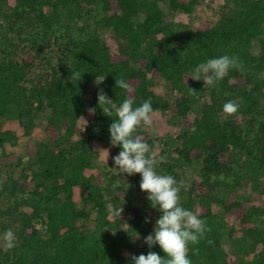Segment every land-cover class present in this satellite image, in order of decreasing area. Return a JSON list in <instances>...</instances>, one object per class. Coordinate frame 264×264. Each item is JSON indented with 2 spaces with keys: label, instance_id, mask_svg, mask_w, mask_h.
Listing matches in <instances>:
<instances>
[{
  "label": "trees",
  "instance_id": "1",
  "mask_svg": "<svg viewBox=\"0 0 264 264\" xmlns=\"http://www.w3.org/2000/svg\"><path fill=\"white\" fill-rule=\"evenodd\" d=\"M15 1V10L5 14L11 37H7V47L0 49V116L6 112L7 105L13 106L24 134L30 135L36 117L48 110L46 132L50 142L30 141L26 160L14 153L0 152V180L3 163L14 162L19 168L16 178L8 176L0 183V199H4L0 205V230L9 228L4 220L8 218L16 225L17 237L16 246L7 252L0 237V264H134L131 255L154 251L165 256L158 244L149 248L144 240L154 232L156 219L161 215L151 206L148 193L137 187L118 186V193L109 199L101 186L102 171L96 175L85 172L94 156L93 141H110L109 127L116 119L115 113L109 117L98 105L97 94L101 88L112 100L110 107L113 104L119 107L131 95L133 107L150 99L153 111H170L180 119L181 143L173 150L175 156L165 147L160 153L165 157L162 165L168 173L200 158L208 172L229 173L231 168L223 158L231 148L244 151L252 163L264 171V123L259 124L249 142L233 115L221 116L227 100L214 96L210 102L202 104L200 116H195L193 121L187 119L192 104L205 90L202 80L189 76L200 63L228 55L238 57L240 64L248 66L255 59L250 50L252 40L257 39L261 53L254 67L262 69L264 0H242L240 8L233 9L215 25L204 20L181 37L172 22L164 18L158 0ZM203 2L168 0L172 10L185 12ZM44 5L51 8V14L42 10ZM89 5L97 8L100 22L111 28L116 53H111L97 34L76 39L63 28L65 13L81 16ZM139 15L143 18L134 21ZM53 46L62 53L72 52L71 62L64 63L62 58L53 61L56 55L52 52L55 51ZM76 71L81 73V78L71 81ZM150 75L166 79L175 94L174 102L160 100L151 87ZM104 77L88 99L89 84ZM116 79L129 83L132 92L117 87ZM233 79L243 88L240 92L242 113L248 116L264 112V78H254L240 72L239 68H230L217 83L227 85ZM216 84L210 86L212 92ZM246 85L251 87L246 88ZM190 88L196 91L190 93ZM89 108H95V114L90 129L85 131L77 121ZM193 127L195 132L191 131ZM143 128L141 125L137 134L152 150L157 140L149 137ZM17 143L18 135L13 130L0 128L1 147ZM121 150L114 146L112 153L116 156ZM75 186H81L86 192L82 199L85 207L76 206ZM193 187L195 193L199 191L194 197L191 193L185 195L181 189V205L192 212L196 203L204 208L205 211L197 215L210 231L205 232L198 244H189L188 258L192 264L227 263L221 231L211 214L213 184L198 182ZM256 188L264 194V181L256 184ZM110 201L114 207L123 208L127 221L123 234L104 229L110 226L107 208ZM86 206L96 211L93 221L100 229L96 236L87 224L92 219ZM222 206L226 214L240 217L241 226L253 241L264 245V234L254 226L247 203L227 196ZM120 246L128 250L127 254L120 251ZM194 249H198V253L194 254ZM250 264H264V253Z\"/></svg>",
  "mask_w": 264,
  "mask_h": 264
},
{
  "label": "rangeland",
  "instance_id": "2",
  "mask_svg": "<svg viewBox=\"0 0 264 264\" xmlns=\"http://www.w3.org/2000/svg\"><path fill=\"white\" fill-rule=\"evenodd\" d=\"M158 4L163 11L164 18L172 22L173 29L178 34V37L183 36L189 30L194 29L196 25L204 20H208L210 25H215L222 17L228 16L235 8L242 6V0H204L201 5H197L192 11L185 12L181 9L172 10L169 7L168 0H158ZM15 0H4L0 3V49L7 47V37H11V30L7 26L8 21L5 16L6 12L15 10ZM85 10L81 16L70 15L65 13L63 16V28L71 37L76 39H85L90 34H97L101 41L106 44L111 53H116V43L114 41L111 28L105 26L100 22V15L95 6ZM43 11L51 14V8L48 5L42 7ZM143 18L142 15L133 18L134 21H139ZM30 31H26L28 34ZM262 36L264 37V31ZM15 40H17L15 38ZM54 48V46H53ZM55 49V48H54ZM251 52L255 56V59L250 62L248 66L241 64L239 71L250 75L254 78H264V62L261 70H257L254 65L259 62V55L261 53L259 43L257 39L252 40ZM54 54L53 61L58 58H62L64 63L69 64L72 60V52L52 51ZM48 54V53H47ZM151 87L159 95L160 100H166L169 103L175 101V94L172 92L164 77L151 76ZM231 83L222 85L220 82L216 84L214 91L210 89L211 85H204V92L197 100L192 104L190 111L187 115L189 121H193L195 116H200V107L203 103H208L214 96L217 99L223 98L227 102L235 100L239 103L240 107L233 118L240 124L242 132L246 134L247 140L252 142L251 136L254 131H257L260 123H264V112L252 113L251 115H245L242 113L243 100L241 99L240 92L243 90L241 85L235 84L233 79ZM235 82V83H234ZM232 84V85H231ZM96 83L89 84L86 96L90 99L95 93ZM235 86V87H234ZM245 87V86H244ZM251 85H246V88ZM214 94V95H213ZM113 106L117 107L115 104ZM6 112L0 116V128L11 129L18 135V143L13 146L5 144L0 146V152L14 153L16 156L23 158L24 160L29 158L28 143L34 142H50V137L46 132V125L50 112L48 110L40 113L35 119V126L32 128L30 135L24 134V128L20 123L18 113L16 109L7 105ZM226 114L221 113L222 117ZM93 114H90L88 109L86 113L78 118L77 125L87 131L92 124ZM181 128L180 119L171 113L170 111L157 109L152 114V125L150 127L144 126V131L152 139H156L155 147L150 150L155 152L157 157L161 156V150L165 147L171 151V155L175 156L174 148L179 146L181 139L178 137ZM114 146L110 141H93L94 156L91 158V165L86 168V174H97L102 171V184L104 195L112 199L115 193H118L116 189L118 186H123L126 189L137 187L140 188L141 175L139 173L133 175L118 173V169H115L113 160L112 148ZM108 150V152H107ZM109 153V154H108ZM229 158V159H228ZM224 160L228 161L227 165L230 166L229 173H216L208 172L204 167L202 158L197 161H193L190 164H185L180 167H176L172 173H168L164 166L163 161H159L156 166L158 174L171 175L177 181H184L185 195L192 194V197L196 193L192 190L193 186L202 182L207 184L208 182L213 184L211 190L214 199L211 203V214L213 219L218 223L221 231V245L227 255V263L223 264H250L255 261L259 254L264 253V245L262 242H255L248 236L245 229L240 224V217L234 214H226L222 206V200L227 196H233L236 200L247 203L251 220L255 227L259 228L262 234H264V194L256 188V184L264 181V171L259 169L257 165L252 163L249 157L244 151L231 148L228 150L227 155L224 156ZM228 159V160H227ZM0 183L3 184L8 176L17 177L19 168L15 166L14 162L3 163V172ZM208 180V181H207ZM142 191V190H141ZM145 192V191H144ZM86 196L85 190L81 186H75L73 189V198L78 208L85 207L82 201ZM4 199H0V205ZM113 205L112 201L108 205ZM86 209L90 210L91 222L87 224L94 230L92 232L95 236L100 231L95 226L96 211L91 206H86ZM205 211L198 203L194 205L193 212L200 214ZM110 226H105L108 232L117 231L123 234L126 231L127 221L122 214L121 218L115 219L108 214ZM8 223L9 228L6 230H0V237L3 238L4 233L11 229L16 237V225L12 220L4 218ZM82 221L78 223L81 224ZM37 226L41 227L39 222ZM141 244V241L137 243V246ZM120 251L125 255L128 250L125 247L120 246Z\"/></svg>",
  "mask_w": 264,
  "mask_h": 264
},
{
  "label": "clouds",
  "instance_id": "3",
  "mask_svg": "<svg viewBox=\"0 0 264 264\" xmlns=\"http://www.w3.org/2000/svg\"><path fill=\"white\" fill-rule=\"evenodd\" d=\"M240 67L238 57L222 55L200 63L189 76L196 81L202 80L204 85H215L224 78L230 68ZM80 78L81 73L76 71L72 73L70 80L79 81ZM104 79L105 77L96 78L95 83L99 85ZM116 86L129 93L132 92L131 85L123 79H116ZM195 91L190 88V93ZM97 98L103 113L109 117H113L115 113L116 117L109 127L110 143L113 146H119L122 150L113 157L114 168L121 174L139 173L141 190L148 193L147 199L151 206L161 213L156 219L154 232L146 236L144 240L149 248L158 244L165 256L149 251L147 255H131V260L134 264H192L188 258L189 244H198L205 232L210 229L206 228L205 222L198 218L197 214L181 205L180 192L184 187V181H177L171 175L158 174L156 166L165 157H157L155 152L150 151L143 137L137 134V129L141 125L146 127L152 125L151 100H145L140 106L133 107L134 99L129 95L119 107H110L112 100L102 88L98 91ZM239 107L237 101L230 100L224 103L222 110L226 116H231L237 113ZM88 111L90 114H95V108H89ZM191 131L195 132V127ZM107 208L112 218H121L122 207L117 208L109 204ZM2 239L4 251L7 252L16 246L15 234L11 229L4 233ZM193 253H198V249H194Z\"/></svg>",
  "mask_w": 264,
  "mask_h": 264
}]
</instances>
